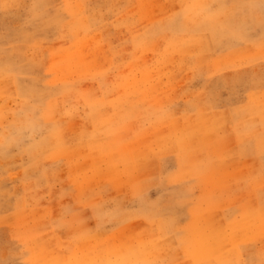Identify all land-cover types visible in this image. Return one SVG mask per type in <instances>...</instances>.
Wrapping results in <instances>:
<instances>
[{"label":"rangeland","instance_id":"rangeland-1","mask_svg":"<svg viewBox=\"0 0 264 264\" xmlns=\"http://www.w3.org/2000/svg\"><path fill=\"white\" fill-rule=\"evenodd\" d=\"M261 160L264 0H0V264H264Z\"/></svg>","mask_w":264,"mask_h":264},{"label":"crops","instance_id":"crops-1","mask_svg":"<svg viewBox=\"0 0 264 264\" xmlns=\"http://www.w3.org/2000/svg\"><path fill=\"white\" fill-rule=\"evenodd\" d=\"M227 162L232 164L231 160H222L221 161V163H224V164H227ZM260 162H261V165L263 168L262 170H264V162L262 160ZM180 163H181V165L184 166V164H186L188 162L185 161L183 163L181 160ZM189 164H192L193 167L186 168L185 170L182 169V172H183L182 175H186L187 173H189V174H195V175H199L203 178L210 179L211 197H223V196H229L231 194V191H232L231 187L227 186L226 188H223L222 190L215 188V181L217 179V176L219 175V172H218V168L216 167L218 165L215 163L214 160H209V161L203 160V163H199V160H195L193 162H190ZM186 176H188V175H186ZM251 180H253V179H251ZM233 221L234 220L228 221L227 224H232ZM200 229H201L200 232H196L197 235L195 236V240H196V243H194L195 245L201 244L199 242V240H200L199 238H202L204 236V234H206L204 232V226L203 225L200 226Z\"/></svg>","mask_w":264,"mask_h":264},{"label":"bare ground","instance_id":"bare-ground-1","mask_svg":"<svg viewBox=\"0 0 264 264\" xmlns=\"http://www.w3.org/2000/svg\"><path fill=\"white\" fill-rule=\"evenodd\" d=\"M53 257V256H52ZM60 262V261H59Z\"/></svg>","mask_w":264,"mask_h":264}]
</instances>
